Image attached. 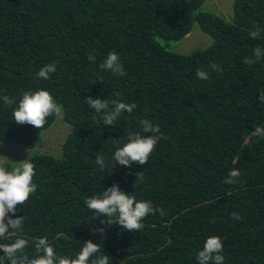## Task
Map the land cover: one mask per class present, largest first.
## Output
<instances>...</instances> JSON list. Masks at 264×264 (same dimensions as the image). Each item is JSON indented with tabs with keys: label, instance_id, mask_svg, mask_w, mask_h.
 <instances>
[{
	"label": "trees",
	"instance_id": "16d2710c",
	"mask_svg": "<svg viewBox=\"0 0 264 264\" xmlns=\"http://www.w3.org/2000/svg\"><path fill=\"white\" fill-rule=\"evenodd\" d=\"M204 1L0 0V142L33 146L55 120L50 115L41 129L17 124L12 112L24 91H50L72 127L60 157H26L37 189L17 207L23 228L0 243L24 238L31 256L34 241L47 237L58 256L74 258L91 239L109 264H198V250L215 235L224 264H264V138L252 135L264 127V59L243 64L256 47L264 49V31L249 35L264 29V0H233L231 21L198 10ZM194 22L211 38L203 49L181 54L157 40H180ZM109 52L119 55L126 75L100 68ZM56 61L49 79L38 78ZM211 63L223 71H212ZM197 69L210 78L199 79ZM3 95L16 103L4 104ZM88 96L137 107L105 126ZM143 119L167 138L145 165L114 168L112 156L129 131H141ZM97 155L105 158L103 170ZM234 168L241 176L225 183ZM113 184L166 214L148 215L135 232L101 224L104 217L94 218L84 200ZM233 212L242 219H232Z\"/></svg>",
	"mask_w": 264,
	"mask_h": 264
},
{
	"label": "clouds",
	"instance_id": "9594fccd",
	"mask_svg": "<svg viewBox=\"0 0 264 264\" xmlns=\"http://www.w3.org/2000/svg\"><path fill=\"white\" fill-rule=\"evenodd\" d=\"M261 31L264 29L256 26L249 35L256 39ZM262 59H264V49L258 46L254 49L252 56L243 58V64L252 65ZM88 60L95 62V55L89 54ZM58 63L59 61L46 64L38 71V78L49 79L50 74L55 73ZM100 68L119 76L126 75L116 52H109L104 62L100 64ZM210 68L217 73L223 71L217 63H211ZM196 76L202 80L210 78L209 72L203 69H197ZM259 98L264 103V90L260 92ZM2 100L9 106L16 103L8 95H3ZM86 102L96 113H103L101 119L105 126L114 125L123 112L131 113L137 107L135 103L93 98L92 96H88ZM60 112L61 107L50 91L40 89L35 92L24 91L12 116L17 124H28L41 129L44 127L47 117L53 114L59 115ZM93 119L97 118L94 116ZM140 125L141 131H129L127 133L128 142L115 151L112 156L114 168L117 165L128 168L134 164L145 165L159 140L167 138L161 132L158 124L143 119L140 121ZM252 135L264 138V127L256 126ZM96 163L103 170L106 166L104 156L97 155ZM34 175V164L27 159L20 166L11 170L6 167V161L0 160V239L23 228L25 217L15 216V213L17 207L26 203L30 194L36 191L37 185L33 183ZM240 176V170L234 168L230 170L224 182L234 184ZM137 177L136 183L142 180L141 172L137 173ZM84 203L95 213L94 218L104 217L101 224H118L123 229L133 232L140 231L144 227L142 221L148 215H154L157 212L161 216L166 214L163 208L154 207L151 201L137 200L134 195L122 191L118 184L111 185L98 195L87 197ZM231 215L234 220L242 219L237 212H233ZM14 216L15 218H13ZM97 231L103 234L105 230L100 227ZM28 247L29 241L24 238H18L9 243H0V251L3 252V255H0V264H5V261L7 264H109L110 259L109 255L101 251V243H95L91 239L83 243L81 250L74 258L58 256L47 237L37 238L34 241V254L31 256L25 251ZM223 248L221 237L215 235L208 237L202 250H198L196 254L198 264H224ZM98 253L101 254L97 255Z\"/></svg>",
	"mask_w": 264,
	"mask_h": 264
},
{
	"label": "rangeland",
	"instance_id": "374dc122",
	"mask_svg": "<svg viewBox=\"0 0 264 264\" xmlns=\"http://www.w3.org/2000/svg\"><path fill=\"white\" fill-rule=\"evenodd\" d=\"M232 2L233 0H205L198 10L214 12L231 21ZM157 40L165 45L167 50L181 54L203 49L211 43L210 36L196 22L193 23L190 32L180 40L169 41L162 38H157ZM71 128V125L64 121L61 108L60 114L55 115L54 122L41 132L40 139L35 145L0 142V160L10 163L14 168L20 166L26 157L33 153H45L60 157L62 143Z\"/></svg>",
	"mask_w": 264,
	"mask_h": 264
}]
</instances>
